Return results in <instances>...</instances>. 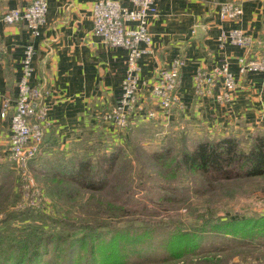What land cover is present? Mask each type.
I'll return each instance as SVG.
<instances>
[{
    "label": "rangeland",
    "instance_id": "1",
    "mask_svg": "<svg viewBox=\"0 0 264 264\" xmlns=\"http://www.w3.org/2000/svg\"><path fill=\"white\" fill-rule=\"evenodd\" d=\"M171 120L137 122L120 132L126 136L110 150L121 157L117 170L100 191L81 188L65 171L61 178L44 175L64 165L43 146L29 165L32 183L4 154L0 245H21L30 229L46 232L40 264L56 257L52 237L75 233L85 238L72 247L83 257L77 264L89 258V264H264V176L209 182L190 171L182 165L183 150L214 134L198 120ZM98 156L107 169L105 156ZM12 235L17 239L8 240Z\"/></svg>",
    "mask_w": 264,
    "mask_h": 264
},
{
    "label": "crops",
    "instance_id": "2",
    "mask_svg": "<svg viewBox=\"0 0 264 264\" xmlns=\"http://www.w3.org/2000/svg\"><path fill=\"white\" fill-rule=\"evenodd\" d=\"M31 1L0 0V160L6 156L11 135L10 118L1 114L18 94L28 46L34 49L31 82L41 89L39 105L47 112L45 135L58 144L53 147L47 143L44 153L72 154L90 133L108 132L118 142L115 128L103 124L96 114L110 108L122 93L127 50L109 46L94 33L95 0H49L45 21L37 33L24 22L4 21L7 12L24 9ZM226 1L230 0H158L159 16L149 24L152 44L139 61L141 98L147 107L152 105L144 82H150L159 67H170L180 57L186 62L180 92L188 108L174 112L172 119L198 120L214 135H228L233 128L248 134L264 131L262 75L240 74L238 58L245 49L220 39L223 32L242 30L253 39L252 54H264V0H233L243 7L238 20L220 17V5ZM223 61L229 62L238 82L233 100L218 99L223 91L220 82L212 94L196 93L195 73Z\"/></svg>",
    "mask_w": 264,
    "mask_h": 264
},
{
    "label": "built area",
    "instance_id": "3",
    "mask_svg": "<svg viewBox=\"0 0 264 264\" xmlns=\"http://www.w3.org/2000/svg\"><path fill=\"white\" fill-rule=\"evenodd\" d=\"M49 0H32L24 9H13L3 19L6 23L24 22L33 33H37L44 23ZM243 7L237 1L221 3L219 15L225 20H238ZM159 16L158 0H95L93 5L94 33L111 47L127 50L126 73L122 83V93L110 108L96 114L105 125L117 129L122 135L132 124L156 120L168 125L176 111H185L188 105L182 99L181 71L185 65L183 58L177 57L170 67H159L150 82H144L151 106L142 101L139 61L152 44L149 30L150 20ZM221 41L230 42L245 49L238 58L240 74L260 73L264 80V54H252L253 39L239 29L223 32ZM144 45V46H143ZM3 46L0 41V62ZM34 49L28 46L22 61L23 73L18 81L17 96L6 103L1 116L10 118L11 135L6 155L23 177L33 179L29 165L41 152L46 133L47 112L40 106L43 96L39 87L32 84ZM195 92L212 94L217 84L223 89L217 97L231 102L236 95L238 82L228 61H223L208 71L199 69L194 75Z\"/></svg>",
    "mask_w": 264,
    "mask_h": 264
},
{
    "label": "trees",
    "instance_id": "4",
    "mask_svg": "<svg viewBox=\"0 0 264 264\" xmlns=\"http://www.w3.org/2000/svg\"><path fill=\"white\" fill-rule=\"evenodd\" d=\"M132 125L130 127H133ZM240 132L233 128L228 135L206 136V139L196 143L193 149L183 150L182 165L192 172L203 175L209 182L264 176V131L259 129L251 134ZM123 135L126 136L125 133L119 134V138ZM49 137L45 135L43 149L47 143L52 144L53 147L58 146L56 140L49 139ZM118 142L114 141L108 132L104 135L100 132L90 133L88 137L77 143L78 148L76 147L72 154L68 155L63 151L53 152L57 156H62L60 164L64 167L47 172L45 170L44 175L61 178L62 172L65 171L63 176L70 181L75 180L78 183L75 184L81 188L93 191L103 190L109 185L110 176L115 174L121 158L118 151H110L118 148ZM96 153L101 155L98 156ZM95 154L98 157L105 156L102 161L109 163L107 169L103 162L99 163L98 159L95 160L97 157ZM38 158L39 156L32 162H36ZM156 158L160 162L169 160L164 155H156ZM102 165L103 168H100ZM96 178H100L97 183ZM23 213L29 214L28 211ZM31 231L26 230L27 237L21 245H0V264H40L43 261L42 258L47 254L49 246L41 244L46 232L35 234L34 230L32 233ZM80 234L52 237L55 243L53 256L56 257L51 260L50 264H77L79 260H82L83 257L79 259L72 252L75 244L81 243V246L85 244L83 243L84 235ZM13 239H17V236L12 235L8 238V240ZM62 239L65 240V244L56 245L58 240ZM89 252H93V249L90 248ZM90 260L91 258L88 259L87 264Z\"/></svg>",
    "mask_w": 264,
    "mask_h": 264
}]
</instances>
